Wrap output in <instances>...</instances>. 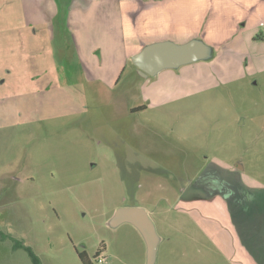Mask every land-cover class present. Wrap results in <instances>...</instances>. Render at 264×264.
<instances>
[{"label": "rangeland", "instance_id": "rangeland-1", "mask_svg": "<svg viewBox=\"0 0 264 264\" xmlns=\"http://www.w3.org/2000/svg\"><path fill=\"white\" fill-rule=\"evenodd\" d=\"M76 1L57 12V0H0V264H84V253L87 264H150L142 233L112 223L123 207L154 222V264H218L175 208L217 160L264 185V1L260 17L253 3L227 8L191 39L208 59L135 83L132 61L118 68L120 24L104 18L116 3ZM68 22L104 85L83 70Z\"/></svg>", "mask_w": 264, "mask_h": 264}, {"label": "crops", "instance_id": "crops-1", "mask_svg": "<svg viewBox=\"0 0 264 264\" xmlns=\"http://www.w3.org/2000/svg\"><path fill=\"white\" fill-rule=\"evenodd\" d=\"M77 1H84V5H91V0ZM263 1L101 0L103 10L105 7L108 9V6L105 5L110 2L116 3L114 6L118 8L114 18L109 17L107 10L104 17L108 22L120 24L116 29H112L114 38L121 42V46L118 47L121 48V51H117L116 56L118 54L125 56L118 68H123L127 62L132 61L130 59L134 55L151 44L158 42L185 44V42H190L189 40L195 38L197 33H204L205 29L209 30L212 25L215 26L222 10L227 8L233 13H239L240 11L235 8L241 6L248 12L246 6L253 3L251 9H254L255 16L260 17L262 11L259 10V5ZM58 2L57 0V12H60L58 7L60 3ZM58 14L56 13L53 17L54 24ZM240 15L238 23L243 17L247 18L245 15L242 17ZM244 21L246 25L243 27L246 26L247 29L249 20L244 19ZM68 27V33L74 36L77 44L76 53L77 56H81L79 61L84 65V67L82 66L83 70L87 72L88 78L101 83L104 81V85L107 83L105 75L95 72V64H92V60L88 61L89 55L82 44L77 42L76 33H72L73 30L70 28L69 22ZM54 30L56 31V28ZM141 33H146V37L152 39L137 46L134 45V41L126 43L127 40H139ZM146 37L145 39H147ZM113 58L114 56L108 66L112 71L113 68L117 69ZM122 70L124 71V69ZM136 70L137 78L132 80L134 83L138 81V77L142 76ZM109 72L111 71L109 70ZM165 72L163 70L154 77L161 79ZM239 170L224 161L217 160L205 166L194 180L187 183L186 194L180 195L181 207L177 206L175 209L176 211L178 209V213L187 217V220L192 223L186 222L188 226L181 227V232L184 236L188 235L194 239L198 248L197 252L200 251V247H205L208 252L212 253L206 256L212 260L216 259L218 264H264V185L244 177ZM170 228L173 229V225L166 223L167 237L165 238L171 241L169 239ZM187 257L188 255L185 253L182 254V259L186 260Z\"/></svg>", "mask_w": 264, "mask_h": 264}, {"label": "water", "instance_id": "water-1", "mask_svg": "<svg viewBox=\"0 0 264 264\" xmlns=\"http://www.w3.org/2000/svg\"><path fill=\"white\" fill-rule=\"evenodd\" d=\"M62 6L70 0H58ZM210 56V48L202 41L192 40L185 44L158 42L145 47L132 58L133 64L143 77L156 76L166 69H175L184 65L206 60ZM112 223L115 226L130 223L143 235L147 247L150 264H154L160 243V237L148 212L142 207L119 208Z\"/></svg>", "mask_w": 264, "mask_h": 264}, {"label": "trees", "instance_id": "trees-1", "mask_svg": "<svg viewBox=\"0 0 264 264\" xmlns=\"http://www.w3.org/2000/svg\"><path fill=\"white\" fill-rule=\"evenodd\" d=\"M58 18V17H57ZM57 21H60L59 23V25H61L60 27H59V29H62L63 27H64V25H63V23L61 22V20H57ZM62 25H63V27H62ZM136 67V66H135ZM136 69L138 70V68L136 67ZM138 72H139V70H138ZM141 75V74H140ZM80 259L84 262V264H87L86 263V254L84 253V254H80ZM32 260H33V262H34V264H40V261L36 258V256L35 255H33L32 254Z\"/></svg>", "mask_w": 264, "mask_h": 264}, {"label": "built area", "instance_id": "built-area-1", "mask_svg": "<svg viewBox=\"0 0 264 264\" xmlns=\"http://www.w3.org/2000/svg\"><path fill=\"white\" fill-rule=\"evenodd\" d=\"M99 262H100V263H101V262L103 263V260H102V259H100V260H99Z\"/></svg>", "mask_w": 264, "mask_h": 264}]
</instances>
